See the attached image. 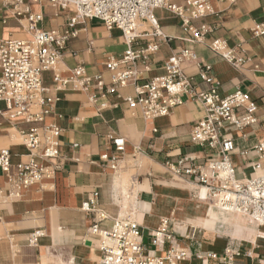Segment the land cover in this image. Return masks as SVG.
Segmentation results:
<instances>
[{"label": "crops", "instance_id": "obj_1", "mask_svg": "<svg viewBox=\"0 0 264 264\" xmlns=\"http://www.w3.org/2000/svg\"><path fill=\"white\" fill-rule=\"evenodd\" d=\"M184 2L175 0L178 5ZM209 2L213 12L191 20L195 26L206 23L211 27L204 43L186 41L181 18L172 11H155L169 38L161 41L158 51L149 57V70L138 82L163 74L166 59L187 47L195 52L197 61L211 66L207 74L217 83L221 96L236 88L246 92L257 105V122L243 129L227 127L226 134L236 146L231 156L236 177L248 179L264 174V152L255 149L259 143L264 145V46L251 33L253 23L264 20V0ZM29 5L40 14L38 27L47 31L63 30L72 15L71 11L53 7L48 0ZM11 8V4L0 0V38L28 39ZM75 29L76 34L63 49L59 64L62 74L83 66L88 75H100L109 85L111 73L104 64L111 57L120 58L126 49L122 32L116 27L108 29L96 18L76 24ZM138 30L151 32V26L139 21ZM216 37L250 56V60L234 67L215 55L207 43ZM154 40L151 35L141 37L139 44ZM182 69L191 77V92L182 94V103L167 115L152 121L125 102L124 97L134 95L131 85L118 88L120 96H101L94 81L87 91L58 92L59 101L46 122L62 129L57 159L60 169L52 179H42L24 189L18 199L0 197V264H69L71 259L78 264H98L97 237L88 232L92 214L82 208L96 190L105 213L111 217L130 216L141 225L143 244L150 255L163 252L152 245L150 232L167 218L176 243L189 252L180 264H264L262 233L249 216L222 210L204 189L165 167L166 162L176 163L181 157H195L198 163H204L214 154L213 149L199 146L189 137L192 126L205 114L196 95L207 91L210 84L203 80L193 61L182 63ZM51 76V72L44 73L47 86L52 85ZM91 94H97L95 102L89 100ZM30 126L9 119L0 102V149L10 150L12 162L28 157V150L14 141V134ZM119 136L125 139L122 153L115 152L111 142ZM243 150L246 155L239 153ZM103 153L120 157V169L113 171L108 162L101 160ZM194 188L197 190L192 195ZM35 229H42L44 235L36 244H30L28 234ZM227 250L233 253L231 261L225 257Z\"/></svg>", "mask_w": 264, "mask_h": 264}, {"label": "built area", "instance_id": "obj_2", "mask_svg": "<svg viewBox=\"0 0 264 264\" xmlns=\"http://www.w3.org/2000/svg\"><path fill=\"white\" fill-rule=\"evenodd\" d=\"M1 1L11 4L12 16L30 37L0 38V102L9 119L31 126L19 130L28 150L26 159L12 162L10 150L0 149V197L18 199L24 189L42 179H52L60 169L57 159L62 129L56 123L46 122L47 115L59 101V91H87L94 81L101 96L112 93L120 96L117 89L131 85L134 95L124 97L125 102L145 120L152 121L167 115L182 103V94L191 92V77L183 72L182 63L193 61L210 87L196 95L205 114L192 126L189 137L193 143L213 149L214 154L204 163H198L195 157H181L176 163L166 162L165 167L182 180L205 186L208 195L217 197L226 210L249 216L264 240V174L248 179L236 177L231 158L236 146L233 138L226 134L227 127L243 129L257 122L255 101L239 88L221 96L217 83L207 74L211 66L197 61L195 52L187 47L166 59L163 74L138 82L149 70V57L158 51L161 41L169 38L162 31L155 11L160 8L172 11L181 18L187 35L185 40L204 43L211 27L206 23L195 26L191 20L213 12L209 0H184L183 5L176 4L175 0H48L53 7L72 12L61 31L38 27L40 14L31 10L29 2L39 0ZM92 18L103 21L108 29H119L126 44L120 58L111 57L104 64L111 73L109 85L100 75H88L83 66L72 68L68 75H63L59 68L65 44L76 34V24ZM139 21L148 22L151 32L138 30ZM251 33L264 46V20L254 22ZM150 35L155 37L154 41L139 44L141 37ZM207 47L234 67L250 60V56L230 47L222 38L211 39ZM46 72L52 73L51 86L44 82ZM96 99L97 94L89 96L92 102ZM111 142L115 152L124 151L123 137H114ZM255 149L264 152L263 143ZM239 153L246 155L247 151ZM100 159L108 162L113 171L120 169V157L103 153ZM185 162H189L187 167L183 166ZM82 208L92 214L88 232L97 237L98 264H180L189 256L187 249L176 243L167 218L161 219L150 232L152 245L163 252L150 255L143 244L141 225L130 216L111 217L105 213L99 206L97 190L88 196ZM43 235L42 229H35L28 234V241L36 244ZM232 254L227 250L225 257L231 261ZM69 264L78 263L71 259Z\"/></svg>", "mask_w": 264, "mask_h": 264}, {"label": "bare ground", "instance_id": "obj_3", "mask_svg": "<svg viewBox=\"0 0 264 264\" xmlns=\"http://www.w3.org/2000/svg\"><path fill=\"white\" fill-rule=\"evenodd\" d=\"M189 184H193V185H196L195 183H193V182H191V181H187ZM126 183V182H125ZM197 186H199V187H201L202 189H204V191H205V193H206V196L208 197V198H211V199H213L214 200V203H215V205L217 206V207H219V208H221L222 210H225V211H230V210H226L224 207H222L221 206V204H220V201H219V199L217 198V197H210L209 195H208V189L205 187V186H203V185H197ZM134 212V211H133ZM232 212H235V211H232ZM237 213H239V212H237Z\"/></svg>", "mask_w": 264, "mask_h": 264}, {"label": "rangeland", "instance_id": "obj_4", "mask_svg": "<svg viewBox=\"0 0 264 264\" xmlns=\"http://www.w3.org/2000/svg\"><path fill=\"white\" fill-rule=\"evenodd\" d=\"M14 141L15 142H17V143H20V144H23V141H22V137L19 135V134H17V133H15L14 134ZM133 164V162L131 161V162H129V165H132ZM136 166H137V164H136ZM133 169H134V167H131V171H133ZM180 182H185V181H180ZM196 184V183H195ZM195 189L197 190V188H194V190H192L191 191V194L192 195H194L195 194ZM151 248V247H150Z\"/></svg>", "mask_w": 264, "mask_h": 264}]
</instances>
